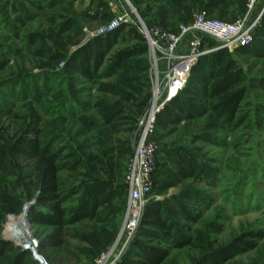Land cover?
<instances>
[{"label":"trees","instance_id":"16d2710c","mask_svg":"<svg viewBox=\"0 0 264 264\" xmlns=\"http://www.w3.org/2000/svg\"><path fill=\"white\" fill-rule=\"evenodd\" d=\"M246 2L151 0L146 10L137 9L148 28L160 25L179 28L182 23L192 22L196 11H206L211 17L226 20L227 9L238 5L244 15ZM134 5L141 6L139 0H135ZM40 14L49 19L50 27L26 32L23 40L27 52L18 48L10 54L20 57L26 53L45 61L48 67L62 63L66 71L87 80L97 78L113 46L127 29V25H123L84 43L86 31L80 19L103 22L106 18L88 10L80 12L67 0H13L2 8L1 16H6L5 27L19 35L21 23L32 21ZM241 14H233L232 21ZM105 15L109 16V12ZM136 39L145 42L142 36L136 35ZM227 50L219 49L202 56L193 67L186 88L157 115L156 129L163 132L156 140L177 137L172 142L175 148L169 149L173 156L165 157L161 163L157 161V165L166 168L160 172L163 179L155 181L160 193L184 186L188 181L214 185L220 170L212 165L216 159L207 158L204 146H229L226 138H234L243 126L252 123L264 126V70L258 76H249L251 70L243 69L236 59L224 61ZM147 51L146 44L132 52L124 51L115 65L120 67L135 53ZM237 53L264 61V17L253 43ZM7 65V60L0 59V114L13 116L18 122L7 129L0 126V264H39L29 251L13 246L1 236L7 215L17 213V198L9 194L11 189L7 184L19 160L31 170V187L38 192L29 220L48 229L40 245L45 260L50 264L80 262L81 257L68 249V240L74 239L87 245L78 253L93 263L116 240L125 217L129 198L126 176L134 156L139 120L150 106L151 93L149 89L142 93L127 90L120 80L119 84L102 86L101 91L111 98L104 97L91 106L81 105L78 111L68 112V108L79 101L74 88L45 101L40 88L30 91L31 82L38 76L28 70L9 76ZM122 84L124 86H120ZM20 85L25 86L26 93L18 100L20 96L10 87ZM6 90L10 91L12 99H29L31 113L35 111L32 106L37 104L41 114L35 107L34 114L29 112L27 117H20L13 114L11 108H4L1 99L5 98ZM253 98L256 103L250 104ZM93 110L95 114H88ZM74 128L80 131L73 138L70 131ZM194 191L186 184L178 196L150 202L137 236L117 264H166L173 252L186 248L201 252L193 264H224L257 247L252 237L259 236L252 234L237 237L220 249L207 248L203 244L206 238L194 229L200 218L191 204ZM76 196V208L65 206ZM32 197L29 195L30 199ZM87 219L98 224L97 228L90 232L72 229L76 223ZM209 228L212 232L220 231L215 221ZM99 233H103V237Z\"/></svg>","mask_w":264,"mask_h":264},{"label":"rangeland","instance_id":"374dc122","mask_svg":"<svg viewBox=\"0 0 264 264\" xmlns=\"http://www.w3.org/2000/svg\"><path fill=\"white\" fill-rule=\"evenodd\" d=\"M12 1L13 0H0V59L7 60L8 65L6 66V70L9 73V76L12 74H19L20 70H28L27 72L38 76L37 79H34L31 82L30 91L33 92L36 88H40L42 95L46 96L45 101L51 100L53 96L66 89L74 88L76 92H78L76 99L79 101H77L76 104L71 105L68 108V112L78 111L79 106L81 105L91 106L104 97L111 98V95L101 91L102 86L104 84H119V81L122 80L126 85L125 87L127 90L142 93L144 90L149 89L151 100L147 112L149 111L154 97L155 77L152 69L153 62L150 55L148 40L141 25V20L143 22L144 20L137 7L140 10H146L151 0H139L141 6H135V0H128L130 4L127 0H67L71 1L74 5V9L80 12L88 10L93 15L99 14L100 16H103V18H106L103 22L88 21L86 18L80 19L86 31V39L84 43L92 37L102 36L98 35L99 29L111 22L117 16L123 13L129 15V21L123 24L127 25V29L122 32L123 35L113 46L111 52L107 56L105 64L99 70L98 76L95 80H87L78 74L66 71L62 63L48 67L47 64L44 63L45 61L42 62L26 53L20 57H13L10 52L18 48H23L24 52H27V45L23 40L26 32L42 31L41 29L46 27L49 28L50 26L48 22L49 19L40 14L32 21L21 23L19 35L6 28V16H1L2 8L6 6V3H12ZM238 9V5H236L235 8L229 7L227 9L229 17L225 18L226 21H232L231 16L233 14H241V10ZM106 11L109 12V16H104ZM200 12L201 11H196L193 16L195 17ZM243 12L244 11H242V13ZM36 14L39 13L36 12ZM241 16L243 15L241 14L239 18H241ZM215 18L220 19L217 16ZM160 26L165 30L171 31L178 28L176 27L177 25H175V27L171 26L170 28H165L162 25ZM136 35L142 36L145 39V42L136 39ZM204 42L205 46H208L209 48H215L218 46L216 40L208 37L204 38ZM144 44L148 46V51L146 53H135L133 56L126 59L120 67L115 65L122 52H132L136 47L144 46ZM240 48L242 47L227 48L228 50L223 55L224 61L228 62L229 60L236 59L238 65L243 67V69L247 68L251 70L250 73H248L249 76L260 75L261 70H264L263 59L239 55L237 51ZM7 52H9V54ZM211 53H207L206 55ZM56 72H58V75H56ZM120 86L124 85L122 84ZM10 90H14L15 94L20 96V98H17L18 100L22 99L24 93H26L24 85L11 86ZM4 92L5 98L1 99V104L4 108H11L13 114H17L20 117H27L31 113V106L29 105L31 101L29 99L18 101L17 99L9 97L10 91L9 93L7 90ZM47 94H49L48 98ZM251 101L250 104L256 103L254 98L251 99ZM36 105L37 104L32 106L35 111H37L35 107L39 109V106ZM248 110H251V107ZM35 111H32L33 113L31 114H34ZM37 112L41 114L40 109ZM88 114H95V111H90ZM145 116L146 114L139 120L135 139L138 137ZM16 122L18 121H16L13 116L0 114V126L2 128L7 129L10 127V124L13 126ZM182 125L183 123H181L180 126ZM78 131L80 130L74 128L70 131V136L74 138V136L78 135ZM162 132L161 129H156L153 137L159 146L156 160L160 163L164 161L165 157L173 156L169 149L175 148L172 145V142L177 138L176 135H173L157 141V137ZM221 136L224 137V135ZM226 139L229 141V146H204V153L207 155V158H214L217 160L216 163H212L213 166H216L220 170L219 175H217L216 183L214 185H209L201 181L186 182V184L194 188V192H196L195 195H193L191 204L194 206L196 213L200 214L199 223L194 225V229L206 238L203 244L207 248L212 249L223 248L232 243L237 237L252 234H254V236H259L260 238L252 237V239H254L253 241L257 244L255 249L238 255L224 264H264V126L258 127L255 123H252L247 127L243 126L239 129L234 138L227 137ZM165 170L166 168L160 167L159 164L157 165L156 163L153 174L154 185L151 193L147 196V205L153 200H164L171 198L174 195L178 196L186 187L185 184L184 186L173 187L166 193H160L158 187L155 185V181H161L163 179L160 172ZM32 175L31 170L28 169L26 163L22 160H19V162L14 165V174L12 179L10 178L11 181L8 182L7 186L11 189L9 194H12L17 198L16 201H18V208L17 213H10L5 218L1 236L13 246L29 251L30 253L31 251L26 249L36 247L39 254L43 256L44 253H41L40 245L41 240L45 238L47 234L46 230L48 229L36 226L29 220V212L35 206L37 202L36 197L38 196V192L32 190L31 187ZM203 194H205L206 197ZM29 195L33 197L30 199ZM77 198L78 197L76 196L69 199L65 206L70 209L76 208ZM12 217H16V219L24 218L27 221L28 227L27 230L24 231L25 233L22 238H10L12 233L8 229H10ZM125 217L122 220L116 240L108 247L107 251L112 247L120 248L121 243L119 241V236L125 223ZM213 221L220 226L219 232H212L209 228L210 223ZM97 226L98 224L87 219L81 223H76L72 229L76 231L90 232L94 228H97ZM99 234L103 237V233ZM68 244V249L75 252V254L77 256L79 255L82 259L76 264H96L98 258L102 254L101 253L92 263L82 256V254L78 253L79 249L87 248L86 244L74 239H69ZM125 253L123 255H125ZM200 254V251H193L189 248L178 250L173 252L166 264H193L198 258H200ZM73 261L76 262L75 260Z\"/></svg>","mask_w":264,"mask_h":264},{"label":"built area","instance_id":"2783aa9c","mask_svg":"<svg viewBox=\"0 0 264 264\" xmlns=\"http://www.w3.org/2000/svg\"><path fill=\"white\" fill-rule=\"evenodd\" d=\"M263 17L264 0H247L245 14L235 21L214 18L201 11L192 22L180 25L177 31L165 30L160 26L148 28L141 23L153 62L154 97L142 121L126 176L129 198L125 223L119 236L120 248L112 247L104 252L96 264H117L137 236L147 206V196L154 185L153 174L159 149L153 139L157 115L186 88L192 69L202 56L219 49L251 45ZM128 21L129 15L123 13L101 27L98 35L112 33ZM205 37L216 40L218 46H205ZM26 250L31 251L39 264H50L36 247Z\"/></svg>","mask_w":264,"mask_h":264},{"label":"bare ground","instance_id":"6f19581e","mask_svg":"<svg viewBox=\"0 0 264 264\" xmlns=\"http://www.w3.org/2000/svg\"><path fill=\"white\" fill-rule=\"evenodd\" d=\"M11 220H12V223H10V229H8L12 233L10 238L12 237L16 239L22 238L25 233L24 231L27 230V227H28L27 221L24 218L16 219V217H12ZM22 242L24 243L23 240ZM32 249H34V247Z\"/></svg>","mask_w":264,"mask_h":264},{"label":"crops","instance_id":"0c3cea01","mask_svg":"<svg viewBox=\"0 0 264 264\" xmlns=\"http://www.w3.org/2000/svg\"><path fill=\"white\" fill-rule=\"evenodd\" d=\"M165 200V199H164ZM157 201H163V200H157Z\"/></svg>","mask_w":264,"mask_h":264},{"label":"water","instance_id":"95a60500","mask_svg":"<svg viewBox=\"0 0 264 264\" xmlns=\"http://www.w3.org/2000/svg\"><path fill=\"white\" fill-rule=\"evenodd\" d=\"M141 23H144V22L141 20Z\"/></svg>","mask_w":264,"mask_h":264}]
</instances>
